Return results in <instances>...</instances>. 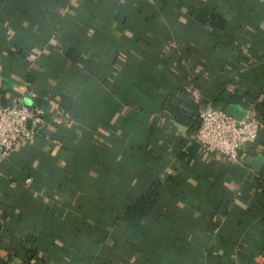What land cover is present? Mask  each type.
Masks as SVG:
<instances>
[{"label": "crops", "instance_id": "crops-1", "mask_svg": "<svg viewBox=\"0 0 264 264\" xmlns=\"http://www.w3.org/2000/svg\"><path fill=\"white\" fill-rule=\"evenodd\" d=\"M227 1L0 0V104L48 94L33 140L0 157L1 258L23 259L13 254L23 245L37 264H264V122L231 161L163 106L181 99L197 114L237 91L254 98L242 100L248 111L264 110V0L226 14L221 33L191 14ZM126 173L134 188L145 173L176 182L135 242L117 219L124 197L111 201ZM202 178L216 188L190 200L183 188ZM158 240L169 248L155 255Z\"/></svg>", "mask_w": 264, "mask_h": 264}, {"label": "trees", "instance_id": "trees-1", "mask_svg": "<svg viewBox=\"0 0 264 264\" xmlns=\"http://www.w3.org/2000/svg\"><path fill=\"white\" fill-rule=\"evenodd\" d=\"M252 6H254V1L252 0H240L239 2L236 0H228L224 4L219 3L218 5L213 6L202 3L194 6L192 8L191 14L198 23L207 24L211 31L215 33H221L226 32L227 28L229 27V20L227 19L226 14L229 13L233 17H240L241 15L248 14L252 10ZM258 73V75L264 77V71H258ZM47 95L48 94L44 90H40L32 105L45 108V102L43 101V98ZM244 97H249L251 100H254V98L250 95V92L246 93L236 91L233 93H228L224 99L219 95L214 96L212 99V104L224 109L218 104L219 100H224L227 105L231 103L238 104L247 109V106L243 105L242 100ZM163 106L168 112L169 116H171L176 121L187 125L189 129H191L193 126L194 128L198 126L199 119L197 114L194 113L198 107L197 105L180 99L177 102L164 103ZM71 112H73V110ZM255 112L261 123L264 122V110L260 113L257 111ZM188 146V154L191 156L196 151L197 145L191 143ZM69 174L74 176V173ZM82 179H85L84 176H82ZM263 179L264 178H259V180H257V184L264 189ZM136 180V188L129 186L130 180L127 173L122 179L119 180V185L114 181L119 189L118 193H114L111 197V201L115 202V204L120 202L121 198L124 197L125 203L124 206L121 207V210H117V219L123 228L130 232V241L132 240L134 242L138 240L141 235L146 236V233H143V230L145 229L148 219H154L157 222L161 220V217L163 216V209L166 204L164 198L170 196L176 185V182L174 181L175 179L173 178V173H166V176L163 178H161L157 173H145L139 176ZM216 181L217 180L215 179L202 178V186L197 191L183 188V193H185V196H187L190 200L203 196L208 201L211 197L210 193L213 191L212 189L216 188ZM246 182L247 180L245 183ZM256 196L258 195L256 194L255 197ZM87 202L88 200L84 199L80 203L86 204ZM200 227L201 230L199 231V234L200 232H204L202 225ZM168 248L169 247L167 244L162 243L161 241L155 242L153 252L155 255H158V253L163 254ZM30 252L31 250L21 245L18 248V251L13 252V254L17 255L18 253L19 255L23 256V259L11 263L12 255L6 258L0 257V264H37V262L30 260Z\"/></svg>", "mask_w": 264, "mask_h": 264}, {"label": "built area", "instance_id": "built-area-1", "mask_svg": "<svg viewBox=\"0 0 264 264\" xmlns=\"http://www.w3.org/2000/svg\"><path fill=\"white\" fill-rule=\"evenodd\" d=\"M44 108L15 103L0 104V157H6L19 145L35 137L43 121ZM199 124L192 137L207 153H217L235 161L240 149L258 136L262 123L254 110L241 119L228 115L224 109L207 104L197 113Z\"/></svg>", "mask_w": 264, "mask_h": 264}, {"label": "water", "instance_id": "water-1", "mask_svg": "<svg viewBox=\"0 0 264 264\" xmlns=\"http://www.w3.org/2000/svg\"><path fill=\"white\" fill-rule=\"evenodd\" d=\"M25 103L28 104V102H25ZM224 110L228 115L233 116L236 119H241L247 112L246 108L242 107L241 105L232 104V103L228 104ZM176 125L179 128V130L181 131L185 130L184 126L178 123ZM246 162L254 168H257L261 163L259 159L251 155L246 156Z\"/></svg>", "mask_w": 264, "mask_h": 264}]
</instances>
